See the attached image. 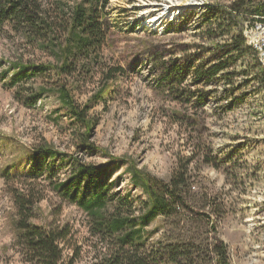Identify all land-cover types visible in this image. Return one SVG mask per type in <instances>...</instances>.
I'll use <instances>...</instances> for the list:
<instances>
[{"label":"rangeland","instance_id":"1","mask_svg":"<svg viewBox=\"0 0 264 264\" xmlns=\"http://www.w3.org/2000/svg\"><path fill=\"white\" fill-rule=\"evenodd\" d=\"M41 1L52 10L58 3L67 11L84 0ZM232 1L110 0L106 8L111 31L103 62L124 72L110 83L106 99L94 103L89 112L97 119L90 142L128 162L111 180L118 196L131 192L136 215L145 195L132 185L129 164L165 182L183 166L189 219L171 228L178 238H192L198 247L192 262L183 264H220L212 251L215 238L227 246V264H264V75L259 73L264 64L259 50L247 42L253 50L207 85L193 83L188 75L172 94L158 86L164 68L207 57L216 43L227 41L208 40L198 24L213 9L224 12ZM257 23L253 19L239 27L246 40L255 39L264 47V32L256 29ZM54 58L28 44L9 25L0 30V264H29L14 245L15 210L1 175L4 169L29 170L30 147L44 141L83 162L107 160L101 152L80 147L81 131L68 126L55 95L46 94L29 108L15 99V89L7 87L10 63ZM103 82V72L95 70L76 94L78 102L86 103ZM187 96H192L191 102ZM199 96L202 105L196 103ZM71 168L69 163L60 167L59 178L69 176ZM45 194L34 219L40 225L54 218L53 209L61 203L49 187ZM58 221L69 223L74 234L65 254L75 258L74 264H93L104 249L91 235L87 214L75 204L63 203ZM147 228L153 232L151 242L169 229L161 217Z\"/></svg>","mask_w":264,"mask_h":264},{"label":"trees","instance_id":"2","mask_svg":"<svg viewBox=\"0 0 264 264\" xmlns=\"http://www.w3.org/2000/svg\"><path fill=\"white\" fill-rule=\"evenodd\" d=\"M109 3L110 0H84L66 11L58 3L53 10L45 7L41 0H0V30L9 25L28 44L55 57L50 62L18 59L10 63L12 72L7 87L15 89V99L34 108L46 94L55 95L59 109L66 111L68 126L81 131L77 136L80 147L107 157L101 164L83 162L44 141L30 147L29 170L18 172L8 167L2 171L15 210L14 245L23 261L29 264H74L75 258L65 254V247L71 245L74 237L72 227L58 221L63 203L75 204L89 217L91 235L98 238L104 249L93 264H183L192 262L197 252L192 238H178L171 228L175 222L189 219L183 166L165 182L129 164L132 185L145 195L136 215L131 192L118 196L114 191L115 182L111 180L115 171L128 162L99 150L90 142L97 119L89 112L94 103L106 99L110 83L124 72L121 67L103 62V50L111 31L106 11ZM253 19L264 22V0H233L224 12L213 9L201 18L198 28H205L204 35L210 41L224 37L227 41L221 45L216 43L207 57L177 61L164 68L158 86L172 94L180 90L188 75L193 83L207 85L228 72L253 50L239 27L240 23ZM98 69L104 75L103 85L86 103H79L76 94L83 81ZM259 73L264 75L261 65ZM191 97L185 100L191 102ZM200 101L201 96L196 103L202 105ZM67 163L72 167L71 172L60 179L59 169ZM47 187L61 203L53 209L54 218L47 225H40L34 219ZM159 217L169 229L160 240L151 242L153 232L147 227ZM212 251L220 264L228 263L227 246L222 240L215 238Z\"/></svg>","mask_w":264,"mask_h":264},{"label":"built area","instance_id":"3","mask_svg":"<svg viewBox=\"0 0 264 264\" xmlns=\"http://www.w3.org/2000/svg\"><path fill=\"white\" fill-rule=\"evenodd\" d=\"M256 29L262 30L264 32V22L260 21V23H257ZM247 42L250 46L259 50V52H258L259 58H260L261 62L264 64V47H262L255 39H249V41L247 40Z\"/></svg>","mask_w":264,"mask_h":264},{"label":"bare ground","instance_id":"4","mask_svg":"<svg viewBox=\"0 0 264 264\" xmlns=\"http://www.w3.org/2000/svg\"><path fill=\"white\" fill-rule=\"evenodd\" d=\"M159 21H160V20H159ZM149 22H150V23H153V22H155V20H149ZM156 25H157V23H156Z\"/></svg>","mask_w":264,"mask_h":264}]
</instances>
